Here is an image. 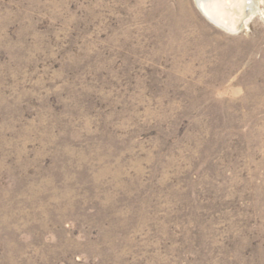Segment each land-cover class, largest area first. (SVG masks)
<instances>
[{
	"label": "rangeland",
	"instance_id": "rangeland-1",
	"mask_svg": "<svg viewBox=\"0 0 264 264\" xmlns=\"http://www.w3.org/2000/svg\"><path fill=\"white\" fill-rule=\"evenodd\" d=\"M0 0V264H264V0Z\"/></svg>",
	"mask_w": 264,
	"mask_h": 264
},
{
	"label": "bare ground",
	"instance_id": "bare-ground-1",
	"mask_svg": "<svg viewBox=\"0 0 264 264\" xmlns=\"http://www.w3.org/2000/svg\"><path fill=\"white\" fill-rule=\"evenodd\" d=\"M207 18L219 22L229 29L238 25L252 13V0H196Z\"/></svg>",
	"mask_w": 264,
	"mask_h": 264
},
{
	"label": "water",
	"instance_id": "water-1",
	"mask_svg": "<svg viewBox=\"0 0 264 264\" xmlns=\"http://www.w3.org/2000/svg\"><path fill=\"white\" fill-rule=\"evenodd\" d=\"M208 19H209V21H211L213 24L217 25L218 27H221L222 29H225V30L230 31V32H236V31H238V30L241 28V26L243 25V22H241V23L238 25L237 29H236V30H233V29L226 28L225 26H223V25L220 24L219 22H216V21H214V20H211L210 18H208Z\"/></svg>",
	"mask_w": 264,
	"mask_h": 264
}]
</instances>
